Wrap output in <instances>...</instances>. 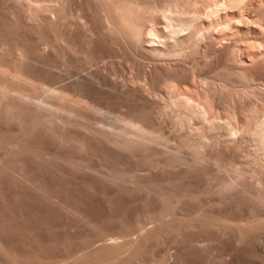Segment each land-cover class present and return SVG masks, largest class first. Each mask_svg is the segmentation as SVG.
<instances>
[{"label": "bare ground", "instance_id": "bare-ground-1", "mask_svg": "<svg viewBox=\"0 0 264 264\" xmlns=\"http://www.w3.org/2000/svg\"><path fill=\"white\" fill-rule=\"evenodd\" d=\"M50 173L136 196L134 219L153 225L120 239L132 233L125 216L105 217L122 236L106 229L36 178ZM3 181L24 204L0 212V264H179L158 248L206 251L215 238L264 264V0H0ZM31 193L88 230L81 252L39 238Z\"/></svg>", "mask_w": 264, "mask_h": 264}, {"label": "rangeland", "instance_id": "rangeland-1", "mask_svg": "<svg viewBox=\"0 0 264 264\" xmlns=\"http://www.w3.org/2000/svg\"><path fill=\"white\" fill-rule=\"evenodd\" d=\"M119 60V59H118ZM117 60V61H118ZM122 61V62H121ZM126 62V64H124ZM119 63H120V65H125V66H120V69H125V70H121V73L123 72H125L124 74L125 75H127L128 73H129V75H127L128 77L130 76V73H131V76H133L134 75V73L136 72L137 73V70H135V68L133 67H131V66H129V64L130 65H132L131 64V62H129L128 63V61H124V59H120L119 60ZM128 64V65H127ZM126 65H127V68H126ZM131 68H129V67ZM122 67H124V68H122ZM128 69V70H127ZM133 69V71H131ZM133 72V73H132ZM136 73H135V75H136ZM133 74V75H132ZM134 75V76H135ZM130 76V77H131ZM168 130V129H167ZM166 130V131H167ZM170 130V129H169ZM169 130H168V132H169ZM171 131V130H170ZM167 132V133H168ZM170 133V132H169ZM168 133V134H169ZM173 134V133H172ZM171 133L169 134V135H172ZM251 142V143H250ZM247 141L246 142V144L248 145V147L246 146V144H245V146L251 151V152H254V154H255V151H254V149H256L255 148V142H253L252 143V141ZM250 143V144H249ZM257 147V146H256ZM252 148V149H251ZM259 154H256L255 156H258ZM259 156H261V155H259ZM262 157V156H261ZM48 175V176H47ZM44 174V176H43V174L41 175V174H37L36 175V178H38L37 180H40V182L41 183H43V184H45V185H47L48 186V188L50 189V190H52L51 192H54V193H59V190L64 194V195H66L69 199H72L71 201H74V199L76 200V198H77V200H78V198H79V200L78 201H80V203H81V208H83V206H85L86 208H83V211L84 212H88V214H90L91 213V215L94 213V215H92V216H94L95 218H98L97 220H99V223H102V222H106L105 224H103L105 227H106V229H109L108 227V225H110V227L113 229H111V231H115V232H113V233H117L119 230H118V223H120V222H122V221H119L118 220V222H114L113 224H111L110 222H108L107 223V220L105 219V217L106 218H108V217H110V216H114V217H118V218H122L123 216H125V217H123V218H125V219H123L124 221L123 222H125V223H127L128 224V222H129V224H130V229H132V230H130L132 233V235L129 233L128 235V237L126 236V238L124 237V235L122 236L121 234H119L120 232H118V234L120 235V236H122L120 239H122V240H126L127 238H131L132 240L133 239H135V238H139L140 237V235H141V233L139 234V232H141L140 230L138 231V228H137V226L139 225V224H141V225H143V223H145L146 225H144V226H146L145 228H148V227H150V226H152L153 224L151 223L150 224V222L148 221H146V222H144L143 220H141V222L143 221V223H141L140 221H139V218H137L138 217V214L140 213V211H141V207L140 206H142L141 205V203L140 202H136V196L134 197L133 195H130V196H127L126 194H123V195H118V194H116V193H114V189L111 187V186H105L104 185V183H102L98 178L96 179V177H91V175H90V177H88L89 175H86V174H78V176H77V174H76V176H75V174L74 175H68V174H56V175H54V174ZM63 175V176H62ZM79 175H80V177H79ZM84 176V180H82V177ZM52 177L53 176V178H50V177ZM65 176H67V177H65ZM72 176V177H71ZM75 176V177H74ZM85 176L86 177H88L89 178V180L87 179V178H85ZM44 177V178H43ZM62 179H61V178ZM77 177H78V179H77ZM40 178H42L43 180L41 181V179ZM59 178V179H58ZM73 178V179H72ZM77 179V181H76V179ZM45 179V180H44ZM91 179H92V181H91ZM52 180H53V182H52ZM55 180V181H54ZM65 180V181H64ZM70 180V181H69ZM80 180V181H79ZM81 180L82 181H84V182H82V184H81ZM61 181H64V182H61ZM79 181V182H78ZM88 182L89 183V181H90V184H89V186L87 187V185H88V183H85V182ZM94 181V182H93ZM96 181H97V183H96ZM99 181V182H98ZM57 184H56V183ZM72 182V183H71ZM92 182V183H91ZM52 183H54V184H52ZM69 183V184H68ZM93 183H95V184H93ZM100 185H99V184ZM3 184L4 185H2L3 187H0V189L1 190H3V191H1L0 190V192L5 196V198H7L6 200H7V202L8 201H10L9 202V204L12 202V204H10V205H12L11 207L9 206V208H6L5 206H3L2 204V206L0 205V212L2 213V214H4V216H7V213H8V215H13V214H17V213H19V211L22 209L23 210V207H21V206H23L22 204H24V203H21L19 200L17 201V199H15V189L13 188V187H9L4 181H3ZM62 184V185H61ZM63 184H65V185H63ZM86 185V187H85V185ZM102 184V185H101ZM5 185H6V187H5ZM53 185V186H52ZM59 185V186H58ZM69 185V186H68ZM72 185H74V186H72ZM93 187H92V186ZM94 185H96L95 187H94ZM104 185V187H102ZM8 186V187H7ZM60 186H62V189H60L61 187ZM78 186V187H77ZM58 187H60V188H58ZM67 187V188H66ZM80 187V188H79ZM90 187V188H89ZM3 188V189H2ZM8 188V189H7ZM53 188V189H52ZM56 188V189H55ZM71 190H70V189ZM74 188V189H73ZM85 188H88L89 190L87 191V189H85ZM91 188H93L92 190H91ZM99 188V189H98ZM101 188V189H100ZM105 188V189H104ZM109 188V189H108ZM111 188V189H110ZM64 189V190H63ZM65 189H69V190H65ZM75 189H76V191H75ZM77 189H79V190H77ZM81 189H83V190H81ZM108 190V192H110V193H107V191H105V190ZM5 190H7V191H5ZM12 190H13V193H12ZM90 190H91V192H90ZM96 190V191H95ZM99 190V191H98ZM112 190H113V193L116 195H114L113 193H112ZM10 191V192H9ZM65 191V192H64ZM75 192V193H71V192ZM80 191V192H79ZM82 191V192H81ZM101 191H103V192H101ZM6 192V193H5ZM28 193V191H26L25 190V192L23 191V193L24 194H27ZM88 192V193H87ZM95 192V193H94ZM111 194L110 196L112 197V198H110V196L108 195L107 196V194ZM101 194V196H100V194ZM9 196H8V195ZM14 194V195H13ZM71 194H72V196H71ZM74 194H76V195H74ZM80 194V195H79ZM105 194H106V196H107V198H106V196H105ZM34 195L35 194H33V193H31L30 194V197H31V199H30V201L27 203V205H29L30 207H31V209H32V213L33 212H35V214L36 215H34V213H33V215H34V217H33V220H31V224H32V226H35L37 229H38V236H39V238L40 239H43V241H49V240H58V241H63V240H65V239H69V240H71V238L72 239H74V244H75V248H76V250H75V248H74V251H77V250H79V252H81L80 251V249H82V248H77V247H83V241H79V239L78 238H81V235H86V233H88V230H85V227H83L81 224H79L78 223V225H76L77 224V222H75L74 220H72L71 218H68L67 217V215H64V217L62 216L63 215V213L57 208V207H55V206H53V205H51V204H47L46 203V205L44 206L43 204H45L44 202H43V200H41V198L38 196V195H35V197H34ZM32 196H33V198H32ZM73 196H76V197H73ZM120 196V197H119ZM11 197H14V198H11ZM83 197V198H82ZM94 197V198H93ZM117 198L118 197V200H119V202H117L116 203V201H118V200H116L115 202H114V200H115V198ZM123 197H125V199H126V203H125V199H123ZM37 198V199H36ZM104 198V199H103ZM131 198V199H130ZM11 199H14V201L16 202H14L13 200L11 201ZM89 199V200H88ZM134 199V200H133ZM33 200V201H32ZM34 200H35V202L36 203H34ZM36 200H39V201H36ZM85 200H86V202H85ZM88 200V201H87ZM112 200V201H111ZM127 200H128V202H127ZM41 201V202H40ZM102 201H104V202H102ZM105 201H106V204H114V205H112L111 207H115L116 209H114L113 208V210H112V208H110V206L108 205H106L105 204ZM131 201V202H130ZM135 203H138L137 205H135L134 204V202ZM14 202V203H13ZM83 202H85L84 204H83ZM92 202V203H91ZM108 202H110V203H108ZM120 202H121V205L119 206V204H120ZM88 203V204H87ZM91 203V204H90ZM100 203V204H99ZM119 203V204H118ZM122 203H124V204H122ZM132 203V204H131ZM20 204V205H19ZM40 204V205H39ZM103 204V205H102ZM115 204H117V205H115ZM127 204V205H126ZM132 205V207H131V205ZM7 205H8V203H7ZM19 205V206H18ZM35 205V206H34ZM89 206V207H87V206ZM126 205V207L124 208V206ZM130 207H129V206ZM17 206V208H18V210L16 211V209H15V207ZM48 206H49V208H48ZM51 206H53V207H51ZM91 206L93 207V208H91ZM105 206V208H103ZM135 206V207H134ZM137 206V207H136ZM46 209H45V208ZM140 208V209H137V208ZM4 208H6V209H8L7 211H6V209H4ZM19 208H20V210H19ZM35 208V209H34ZM37 208V209H36ZM51 208H54V209H51ZM107 208H108V211H107ZM109 208L111 209L110 211H109ZM10 209V210H9ZM49 211H48V210ZM92 209V210H91ZM103 211H101V210ZM134 209V210H133ZM137 209V210H136ZM40 210V211H39ZM45 210V211H44ZM51 210V211H50ZM58 210V211H57ZM94 210H95V212H97L96 213V215L98 216H95V212H94ZM104 210H105V212H104ZM119 210V212H121V210H122V212L121 213H117V211ZM136 210V211H135ZM3 211H5V212H3ZM15 211V212H14ZM57 211V212H56ZM90 211V212H89ZM124 211H126L125 212V214H124ZM128 211V212H127ZM132 211V213H130ZM10 212V213H9ZM13 212V213H12ZM47 212V213H46ZM60 212V213H59ZM101 212V213H100ZM112 214H111V213ZM114 212L115 213H117V214H114ZM52 213V214H51ZM55 213V214H54ZM104 213V214H103ZM105 213H107V214H105ZM126 213H127V215H129V214H131V215H129L128 217L126 216ZM6 214V215H5ZM39 214V215H38ZM61 214V215H60ZM111 214V215H110ZM119 214H121V216H119ZM134 214L136 215L137 214V219H134L135 218V216H134ZM248 213H244V215H242L244 218H242V217H240V219L242 218V220H247V217L249 216V214L247 215ZM43 215V216H42ZM54 215V216H53ZM99 215H100V217H99ZM118 215V216H117ZM108 216V217H107ZM251 216V215H250ZM249 216V217H250ZM10 217V216H9ZM51 217V218H50ZM63 217V218H62ZM130 217V218H129ZM65 218H67V219H65ZM100 218V219H99ZM105 219L104 221L102 220V219ZM129 218V219H128ZM132 218V221L130 220ZM49 219V220H48ZM59 219V220H58ZM71 219V220H70ZM36 220V221H35ZM101 220V221H100ZM133 220H135V221H133ZM137 220V221H136ZM71 221H73V222H71ZM109 221V220H108ZM33 222V223H32ZM61 222L63 223V224H61ZM66 222V223H65ZM133 222V223H132ZM137 222H140V223H137ZM44 223V224H43ZM47 223V224H46ZM50 223V224H49ZM72 223V224H71ZM75 223V224H74ZM110 223V224H109ZM116 223V224H115ZM149 223V224H148ZM42 224V225H41ZM54 224V225H53ZM108 224V225H107ZM138 224V225H137ZM114 225V227L116 228V229H114L112 226ZM117 225V226H116ZM135 225V226H134ZM59 226V227H58ZM108 226V227H107ZM133 226V227H132ZM143 226V227H144ZM66 227V228H65ZM135 227V228H134ZM139 227V226H138ZM142 226H140V228L142 229L143 228ZM46 228V229H45ZM50 228V229H49ZM52 228V229H51ZM58 228V229H57ZM73 228V229H72ZM80 228H82V229H80ZM151 228V227H150ZM48 229V230H47ZM109 229V230H110ZM135 231H134V230ZM144 229V228H143ZM149 229V228H148ZM74 231V232H73ZM129 231V232H130ZM142 232H143V230H142ZM48 233V234H47ZM77 233V234H76ZM72 234H74V235H72ZM116 235V236H119V235ZM57 235V236H56ZM71 235V236H70ZM131 235V236H130ZM78 236V237H77ZM44 237V238H43ZM67 237V238H66ZM77 237V238H76ZM134 237V238H133ZM49 238V239H48ZM51 238V239H50ZM76 238V239H75ZM124 238V239H123ZM130 238H129V240H130ZM218 241V243H219V239H217ZM224 240V241H223ZM79 241V242H78ZM211 241H214V242H211ZM210 242H208V244L210 243V244H212V243H215V245L213 244V245H211L212 247H210V244L208 245V247H207V249L208 250H204V251H202V250H199V249H197V248H195V247H191V248H193V249H189V248H187V249H185V250H183L182 251V248L179 246V247H177V244H175V245H171V244H173V243H169V245H171L170 246V248H168L169 247V245H165L162 249L161 248H158V251H157V254L158 255H160L161 254V256H164V258L165 257H167L168 258V256H169V253H166V252H168V251H170V254H172V259H170L171 261H173V260H176L175 262L176 263H178L179 262V264L181 263V264H183V261H182V259H180V257H179V255L181 254V253H183V254H186L187 252H189V256H188V253H187V262H186V264H207V263H210V262H212V259H213V262L215 263V264H221L222 262H224L223 264H249V263H251L252 264V262L255 264V263H257V260H258V258H257V256L256 255H252V256H250V254H252L253 252H251V253H249L250 251L248 250V249H246V248H237V246L235 247V245L234 244H232V242H229L228 241V243H227V241L223 238L222 240H220V243L218 244V243H216V238L214 239V240H211ZM83 242V243H82ZM226 244H225V243ZM224 243V244H223ZM218 244V245H217ZM231 244V245H230ZM81 245V246H80ZM226 245V246H225ZM166 246H168V247H166ZM222 246V247H221ZM176 247V248H175ZM210 247V248H209ZM168 248V249H167ZM179 248V251L177 250ZM195 248V249H194ZM221 248V249H220ZM224 248H228V249H224ZM236 248V249H235ZM174 249V250H173ZM215 249V250H214ZM220 249V250H219ZM231 249V250H230ZM232 249H235V251H233ZM243 249H244V251H243ZM52 250V251H51ZM62 249H60V248H53V249H50V251H49V255H56V256H59V255H65V253L64 252H66V251H61ZM181 250V251H180ZM195 250V251H194ZM210 250V251H209ZM218 250V251H217ZM173 251V252H172ZM193 251V252H192ZM198 251H199V253H198ZM230 251V252H229ZM247 251V252H246ZM56 252V253H55ZM178 252V253H177ZM192 252V253H191ZM195 252H196V255H195ZM212 252H214V255H212L213 253ZM221 253L220 255H217V253ZM223 252H224V256L222 255L223 254ZM227 252V253H226ZM232 252V253H231ZM245 252H246V254H245ZM60 253V254H59ZM63 253V254H62ZM160 253V254H159ZM164 253H166L165 255H163ZM211 253V254H210ZM216 253V254H215ZM239 253V254H238ZM167 254H168V256H167ZM176 254H178V255H176ZM183 254H181V255H183ZM204 254V255H203ZM173 255H176L175 257H177L178 256V258H173ZM192 255V256H191ZM196 257H195V256ZM211 255V256H210ZM248 255H249V257H248ZM161 256H158V257H161ZM202 256V257H201ZM218 256V257H217ZM222 256V257H221ZM245 256H247V258L245 257ZM190 257V258H189ZM194 257V258H193ZM214 257H215V260H214ZM220 257L222 258L221 260H222V262H221V260H220ZM224 257V258H223ZM162 258V257H161ZM164 258H162V259H160V260H163ZM188 258H189V261H188ZM212 258V259H211ZM217 258H219V261H218V259ZM227 258V259H226ZM230 258V259H229ZM256 258V259H255ZM178 259H180V260H178ZM193 259V260H192ZM210 259H211V261H210ZM169 260V259H168ZM197 260H199V261H197ZM203 260H205V261H203ZM224 260V261H223ZM236 260V261H235ZM249 262H248V261ZM254 260V261H253ZM255 260H256V262H255ZM182 261V262H181ZM210 261V262H209ZM226 261V262H225ZM228 261V262H227ZM184 262V263H185ZM242 262V263H241ZM161 263H166L165 261L163 262H161ZM167 264V263H166ZM212 264V263H211Z\"/></svg>", "mask_w": 264, "mask_h": 264}]
</instances>
